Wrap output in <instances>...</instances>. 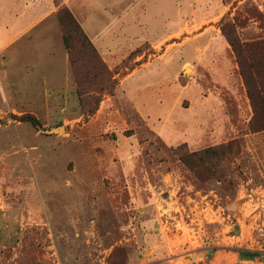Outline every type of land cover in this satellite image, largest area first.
<instances>
[{
  "label": "rangeland",
  "instance_id": "374dc122",
  "mask_svg": "<svg viewBox=\"0 0 264 264\" xmlns=\"http://www.w3.org/2000/svg\"><path fill=\"white\" fill-rule=\"evenodd\" d=\"M55 2L57 62L0 51V264H264V130L223 31L264 39V0Z\"/></svg>",
  "mask_w": 264,
  "mask_h": 264
},
{
  "label": "crops",
  "instance_id": "0c3cea01",
  "mask_svg": "<svg viewBox=\"0 0 264 264\" xmlns=\"http://www.w3.org/2000/svg\"><path fill=\"white\" fill-rule=\"evenodd\" d=\"M61 2L65 6L68 5L69 7H72V2H74V0H61ZM57 10L58 6L55 0H0V51H7L10 53L7 59L8 62H12L14 59L18 62L20 59L19 65L23 67V64L27 62V59L24 58H27L29 55L22 53L36 50H44V52L49 53L50 59L47 64L48 67L57 62L55 54L56 47L51 40L52 37L50 36L51 31H53L56 27L54 20ZM122 26L124 27L125 25ZM250 36L251 35H246L247 38ZM24 38L31 39H29L28 42L23 43L21 47H18L19 49H14L17 48L20 41ZM258 40H260V38ZM251 41L256 40L246 39V42ZM36 43H38V45L42 44L44 48L41 49L36 46ZM33 47L36 49H32ZM14 52L17 54H14ZM61 64L63 65V63ZM215 75L216 78L219 79V82H223L228 85H231L233 79H236V77L230 75L226 71L222 73L221 71L216 70ZM127 80L136 81L142 79ZM169 80L170 79H147V81H149L147 84L139 85L133 89L132 93L140 100H142L140 97L142 93L143 99L147 97H149L150 100L156 99L157 96L154 95L156 87L164 83H168ZM134 85L136 86V84ZM142 107L145 108V105L143 104ZM161 107V112L166 111L167 106L164 107L161 105Z\"/></svg>",
  "mask_w": 264,
  "mask_h": 264
},
{
  "label": "trees",
  "instance_id": "16d2710c",
  "mask_svg": "<svg viewBox=\"0 0 264 264\" xmlns=\"http://www.w3.org/2000/svg\"><path fill=\"white\" fill-rule=\"evenodd\" d=\"M70 15V13H69ZM60 17V16H59ZM224 34L227 37L228 43L232 47L237 64L239 66L240 75L243 78L247 96L250 100L253 109V118L250 122L253 132L264 130V39L242 42L238 35L234 36V31L224 29ZM236 31V30H235ZM85 35V34H83ZM87 47L95 50L94 45L83 36ZM64 43L69 50V37L63 34ZM34 120V119H33ZM37 124L38 121L34 120ZM240 144V143H239ZM238 141L232 140L227 145L216 149H206L193 153H182L180 155L181 161L189 169L197 171L201 165H208L210 159L217 158L221 160L231 161L238 155ZM214 166H216L214 164ZM213 167V165H212ZM212 172V171H211ZM197 173V172H196ZM214 175V172L211 173ZM240 258L258 257L260 254L251 251L238 250Z\"/></svg>",
  "mask_w": 264,
  "mask_h": 264
},
{
  "label": "bare ground",
  "instance_id": "6f19581e",
  "mask_svg": "<svg viewBox=\"0 0 264 264\" xmlns=\"http://www.w3.org/2000/svg\"><path fill=\"white\" fill-rule=\"evenodd\" d=\"M187 71H190V69L188 68Z\"/></svg>",
  "mask_w": 264,
  "mask_h": 264
}]
</instances>
